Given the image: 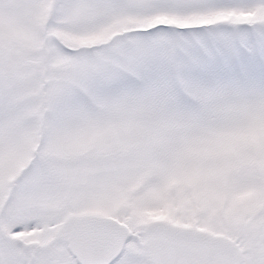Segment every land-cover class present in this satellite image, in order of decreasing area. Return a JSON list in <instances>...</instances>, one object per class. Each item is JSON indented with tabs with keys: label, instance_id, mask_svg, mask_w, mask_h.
<instances>
[{
	"label": "snow or ice",
	"instance_id": "6c2138e0",
	"mask_svg": "<svg viewBox=\"0 0 264 264\" xmlns=\"http://www.w3.org/2000/svg\"><path fill=\"white\" fill-rule=\"evenodd\" d=\"M0 264H264V0H0Z\"/></svg>",
	"mask_w": 264,
	"mask_h": 264
}]
</instances>
